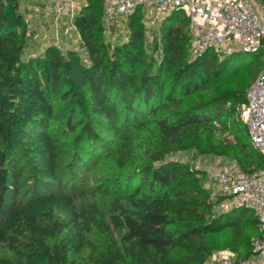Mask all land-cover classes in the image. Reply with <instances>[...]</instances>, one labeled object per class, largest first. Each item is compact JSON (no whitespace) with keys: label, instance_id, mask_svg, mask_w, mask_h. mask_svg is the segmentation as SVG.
<instances>
[{"label":"trees","instance_id":"16d2710c","mask_svg":"<svg viewBox=\"0 0 264 264\" xmlns=\"http://www.w3.org/2000/svg\"><path fill=\"white\" fill-rule=\"evenodd\" d=\"M103 9L104 0H86L75 17L86 60L55 44L26 52L32 42L20 2L0 0V264H202L213 249L209 237L224 231L237 257L251 255L259 235L254 213L233 207L216 214L204 178L168 156L195 148L229 155L245 171L263 167L248 133L229 154L206 136V149L193 138L202 126L232 121L235 108L224 107L244 102L249 84L185 105L259 67L249 53L192 58L182 10L165 16L152 41L140 7L111 44ZM133 126L153 136L137 140ZM229 129L240 134L242 126L230 122ZM105 160L113 171L93 191L115 199L110 211L95 197L78 207L71 195L85 194L82 176ZM55 201L67 212L47 207Z\"/></svg>","mask_w":264,"mask_h":264},{"label":"built area","instance_id":"2783aa9c","mask_svg":"<svg viewBox=\"0 0 264 264\" xmlns=\"http://www.w3.org/2000/svg\"><path fill=\"white\" fill-rule=\"evenodd\" d=\"M36 2L41 17L53 20L55 25L64 17L71 20V26L65 28L63 35L73 28L76 30L73 21L79 8L77 0ZM140 7L154 9L158 15L156 20L173 11H184L189 20L190 47L194 56L212 51L227 57L240 52L259 53L264 49V22L252 0H104L103 22L112 24L119 16H131ZM26 23L30 24L31 19L27 17ZM235 113L247 128L252 148L264 159V64L249 84L245 101L235 106ZM199 162L221 196L229 198L234 208L254 213L259 232L252 239L251 255L237 257L217 253L205 264H264V166L245 171L235 159L202 157Z\"/></svg>","mask_w":264,"mask_h":264},{"label":"rangeland","instance_id":"374dc122","mask_svg":"<svg viewBox=\"0 0 264 264\" xmlns=\"http://www.w3.org/2000/svg\"><path fill=\"white\" fill-rule=\"evenodd\" d=\"M254 3L257 11L259 12L263 22H264V0H252ZM86 3V0H77V4L79 5V8L77 10L76 16L78 15L80 11V7L84 6ZM20 7H21V12L24 16V22L27 26L30 39L32 44L34 43H57V45L61 50H65L66 47L73 48L75 49L80 55L84 56L86 60L88 58L86 57L84 49L81 47V43L78 41L80 40L78 37L77 31L73 28L68 34L63 35L65 28L67 26H71V20L69 18L64 17L62 20H60L59 24L54 23L53 20H48L47 18L41 17L42 15L38 11V5L36 0H20ZM143 13L146 12V17H144L145 20V34L149 40H154L155 36L157 35V32L159 31L160 25L163 23V20L165 16H163L161 19H157V12L154 9H149V8H142ZM31 19V23L27 24L26 23V18ZM129 16H119L114 23L112 24H104L103 19V25L105 27L106 31V37L109 43L114 44L115 42H119L121 40V36L127 31V29L124 28L125 22L128 20ZM75 20V19H74ZM153 20V23H151ZM74 23V21H73ZM190 28V27H189ZM34 35L38 36V39L33 40L32 37ZM46 36V37H44ZM41 37V38H40ZM60 38V40H57ZM190 38H191V31H190ZM30 47V46H29ZM29 47L26 49V52H31ZM189 50H190V56L193 58L194 55L191 51V47L189 45ZM216 60L221 61L224 60L226 57H221L215 54ZM248 61L252 62L253 66L259 67V70L261 69L262 65L264 64V49H262L259 53H251L248 55ZM249 68H251L249 66ZM249 68L242 69L231 77L229 76L228 78L224 80L218 81L216 84L212 85L208 90L202 91L201 93H198L196 95H193L189 98L186 99L185 105H191L194 102L200 100L201 98H208L210 96H213L216 93H220L222 91H225L231 87H234L236 85L240 84H245L244 88H246L247 84H250L258 75V70L251 72ZM77 74L73 76V80L79 85V79H78V74L79 70L76 69ZM219 78V77H217ZM80 86V85H79ZM249 86V85H248ZM79 91L82 88H78ZM230 103L231 105H228ZM242 103V102H241ZM241 103H236L233 104L231 101L226 103V109L229 108H235L237 104ZM235 110V109H234ZM230 122L234 124L236 127L242 126V131L240 134L236 132L235 130L232 132V130L229 129ZM208 128V129H205ZM132 130L136 132L137 140H140V138L149 141L151 137L153 136L150 133V129L148 130H143L142 129H135L134 126L132 127ZM193 134L194 140L197 141V144L202 143L203 148H207L203 144V138L206 136V138L211 139L214 144L218 147L219 150L226 152V153H235L237 152L236 144H237V136H245L247 133V128L246 126L241 122L239 119V116L235 113L234 111V117L232 118V121L230 119H226L223 121H214L213 125H209V127H204L202 126L199 129H196ZM151 134V135H150ZM150 136V137H148ZM107 137L111 138L112 134L108 133ZM246 139V137H244ZM202 140V141H201ZM195 141V142H196ZM202 157H206L208 159H219V160H231L234 159L229 155H222L221 157L214 156L211 153H202L198 151L197 149L193 148L192 150L189 151H177L173 153L172 155L168 156V159H173V160H178L181 163L187 164L190 167V170L198 172V176H201L204 178V186L207 189L208 194L210 195V199L217 201L216 207H215V213H221L225 212L233 206L231 205V200L229 198H225L220 195L217 186L213 184L210 180V177L208 175V172L206 168H204L200 164V159ZM112 164L109 160H105L102 164H98L96 166H93L91 170L89 171L88 174L85 176H82L81 182L79 183L80 188H85V194L82 196L77 197L76 193H73L71 196L74 198L76 201L78 207H81L82 204H88L89 202L92 201L93 197L97 198L100 200L101 206L104 210V212H109L112 204L115 202V199L112 196H99V195H94V188L96 186V182L98 179L103 178L104 176H107V172L113 171ZM78 187V188H79ZM71 188V187H70ZM69 186L67 187V190L70 189ZM71 190V189H70ZM79 195V194H78ZM58 206V207H57ZM47 207L54 208L57 210L60 207V210L57 212H67L66 206L64 205L63 202L61 201H55L54 204L49 203ZM53 209V210H54ZM54 210V211H55ZM253 215V213L251 212ZM232 237V234L230 231H224L219 234H214L211 235L209 238V246H213V249H211L210 255L205 259V261L202 264H205L212 255L217 254V253H227L231 255H235L239 252L236 253V251L229 247V241ZM94 240H99L98 237H95ZM252 241V240H251ZM252 242L250 243L251 246Z\"/></svg>","mask_w":264,"mask_h":264},{"label":"crops","instance_id":"0c3cea01","mask_svg":"<svg viewBox=\"0 0 264 264\" xmlns=\"http://www.w3.org/2000/svg\"><path fill=\"white\" fill-rule=\"evenodd\" d=\"M78 42L80 43V40ZM46 44H55V43H46ZM46 44L44 42H42L41 44L40 43H34V44H32L31 48H29V49H30L31 53H39L43 50V48ZM67 48H69V47H66L65 49H67Z\"/></svg>","mask_w":264,"mask_h":264}]
</instances>
